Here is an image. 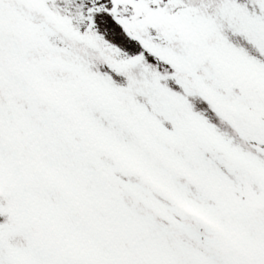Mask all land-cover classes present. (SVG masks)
Masks as SVG:
<instances>
[{"label": "snow or ice", "instance_id": "snow-or-ice-1", "mask_svg": "<svg viewBox=\"0 0 264 264\" xmlns=\"http://www.w3.org/2000/svg\"><path fill=\"white\" fill-rule=\"evenodd\" d=\"M0 264H264V0H0Z\"/></svg>", "mask_w": 264, "mask_h": 264}]
</instances>
